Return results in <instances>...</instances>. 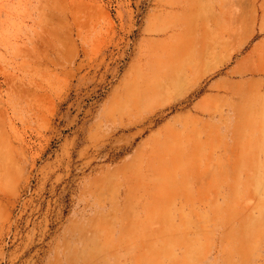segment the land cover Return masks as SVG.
Wrapping results in <instances>:
<instances>
[{
	"label": "rangeland",
	"instance_id": "rangeland-1",
	"mask_svg": "<svg viewBox=\"0 0 264 264\" xmlns=\"http://www.w3.org/2000/svg\"><path fill=\"white\" fill-rule=\"evenodd\" d=\"M262 74L264 0H0V264H264Z\"/></svg>",
	"mask_w": 264,
	"mask_h": 264
},
{
	"label": "crops",
	"instance_id": "crops-1",
	"mask_svg": "<svg viewBox=\"0 0 264 264\" xmlns=\"http://www.w3.org/2000/svg\"><path fill=\"white\" fill-rule=\"evenodd\" d=\"M238 59L239 60H237L230 68L233 74H236L239 76L259 75V74L251 73L250 71H248L250 68L247 67L246 63L248 62L250 58L247 55H243L242 57H239Z\"/></svg>",
	"mask_w": 264,
	"mask_h": 264
}]
</instances>
